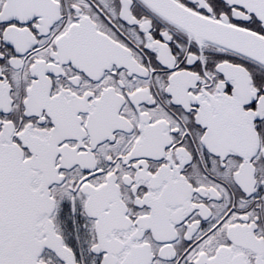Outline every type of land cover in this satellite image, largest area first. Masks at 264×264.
Returning <instances> with one entry per match:
<instances>
[{
  "label": "snow or ice",
  "instance_id": "snow-or-ice-1",
  "mask_svg": "<svg viewBox=\"0 0 264 264\" xmlns=\"http://www.w3.org/2000/svg\"><path fill=\"white\" fill-rule=\"evenodd\" d=\"M0 264H264V0H0Z\"/></svg>",
  "mask_w": 264,
  "mask_h": 264
}]
</instances>
